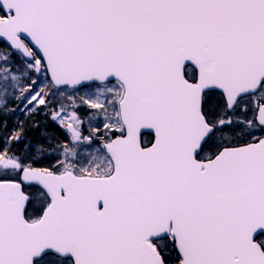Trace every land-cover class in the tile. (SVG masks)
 Instances as JSON below:
<instances>
[{
	"label": "snow or ice",
	"instance_id": "1",
	"mask_svg": "<svg viewBox=\"0 0 264 264\" xmlns=\"http://www.w3.org/2000/svg\"><path fill=\"white\" fill-rule=\"evenodd\" d=\"M0 264H264V0H0Z\"/></svg>",
	"mask_w": 264,
	"mask_h": 264
}]
</instances>
